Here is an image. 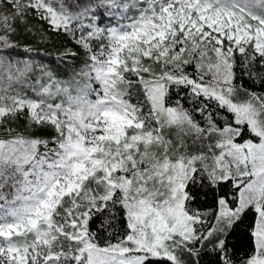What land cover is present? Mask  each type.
<instances>
[{"label":"snow or ice","instance_id":"snow-or-ice-1","mask_svg":"<svg viewBox=\"0 0 264 264\" xmlns=\"http://www.w3.org/2000/svg\"><path fill=\"white\" fill-rule=\"evenodd\" d=\"M20 26L84 67L60 79ZM20 120L0 264H264V0H0V127Z\"/></svg>","mask_w":264,"mask_h":264},{"label":"trees","instance_id":"trees-1","mask_svg":"<svg viewBox=\"0 0 264 264\" xmlns=\"http://www.w3.org/2000/svg\"><path fill=\"white\" fill-rule=\"evenodd\" d=\"M29 24L35 26L34 32L39 28V24L34 19H31ZM16 40L21 44H30L34 49L38 50L40 53V55L36 57L38 63L41 62V56L45 63L48 61H54L49 64V67H52L57 72L59 78L63 80H68L76 76L87 61L85 50L77 46L74 41L67 36L51 35L46 36L44 40H41L39 35L28 33L25 31L24 26H20ZM68 49H71V51L75 53V57H68L63 60L56 59L59 54L64 53ZM242 82L244 87L252 88V82L247 78H244ZM254 90H259V86ZM9 127L18 131H23L24 122L23 120L17 122L7 121L3 127H0V136H3ZM241 251H243V248Z\"/></svg>","mask_w":264,"mask_h":264}]
</instances>
